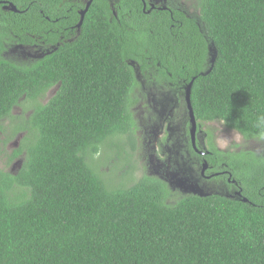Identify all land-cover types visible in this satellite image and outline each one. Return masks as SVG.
Masks as SVG:
<instances>
[{"label":"trees","instance_id":"obj_1","mask_svg":"<svg viewBox=\"0 0 264 264\" xmlns=\"http://www.w3.org/2000/svg\"><path fill=\"white\" fill-rule=\"evenodd\" d=\"M195 1L198 18H171L118 0L116 19L93 0L77 28L78 0H0V124L25 133L11 155L20 168L0 169V264H264V189H243L246 203L187 194L170 205L161 181L111 186L95 160L102 147L119 159L134 134L131 61L193 80L198 122L264 141V0ZM5 37L52 49L14 63ZM21 101L28 116L12 113Z\"/></svg>","mask_w":264,"mask_h":264},{"label":"flooded vegetation","instance_id":"obj_2","mask_svg":"<svg viewBox=\"0 0 264 264\" xmlns=\"http://www.w3.org/2000/svg\"><path fill=\"white\" fill-rule=\"evenodd\" d=\"M78 1L85 8L87 0ZM139 1L146 14L160 11L168 13L171 18L174 14L189 18L199 16L195 0ZM107 2L112 15L117 19L114 8L118 0H107ZM81 10H77L79 14ZM4 40V50L1 56L14 63L18 61L36 62L49 54L52 49V46H45L43 42L24 44L15 38L8 37ZM146 63L148 64L143 70H140V66L134 62L130 63L135 74V86L131 94L133 118L134 108L145 103L148 109L149 133H154L156 130L150 159L146 165L148 173L146 172L147 174L143 176L161 181L166 189H171L172 194L180 193L182 196L187 194L200 197L218 195L230 200H243V189H264V174L261 178L262 186L253 184L255 181L252 183L254 173L264 172V151L258 154L251 148L242 150L240 143L231 141L226 142L224 148L220 149L218 131L214 128H204L206 124H221L216 121L198 122L196 120V128L192 133L185 102V80L179 76L172 80V74L162 75L155 71L151 61L147 60ZM163 134H166L165 139H163ZM242 140L244 144L249 139L242 137ZM169 146L170 149H168ZM209 147L224 154H214ZM241 151L248 153L242 155ZM227 153H232V155H225ZM245 172H251V184ZM143 176L135 181V169L132 168L119 179L130 185ZM125 184L118 185L125 186ZM172 196L170 194V197Z\"/></svg>","mask_w":264,"mask_h":264},{"label":"rangeland","instance_id":"obj_3","mask_svg":"<svg viewBox=\"0 0 264 264\" xmlns=\"http://www.w3.org/2000/svg\"><path fill=\"white\" fill-rule=\"evenodd\" d=\"M25 62L26 61H18V63ZM152 90L154 91V89ZM52 94L53 91L48 94V98L51 97ZM30 105L31 104L21 101L20 104L14 108L12 113L15 116H28L31 112ZM146 106L147 105L143 103L140 106L134 108V120L136 126L135 130H137L136 134H133L131 140L127 141L124 139V141L121 140V142L119 143L121 149L123 150V153L121 152L122 156L118 157L119 159H117V157H115L116 153L118 152L117 149H113L112 151H110L102 147L99 155L95 157L98 169L104 174V178L111 186H117L120 183L125 184V181L120 180L119 177L125 172L132 170V168L135 169V181L140 176H143L146 172L148 173L146 165L148 163V160L150 159L156 130L154 133H149V125L147 122L148 109ZM0 125V169L8 171L10 173H14L20 168L22 159L19 156L14 160L13 156L11 157V155L15 150L19 149V146L24 139L25 133H15L13 131L15 123H12L10 120H6L5 123H1ZM204 128H214L218 131L217 137L219 138L220 149L224 148L226 142L231 141L240 143L241 148H243L242 150L251 148V150L255 151L258 154H262L264 151V141L249 139L246 143L242 144V137L234 131L227 130L222 124H206L204 125ZM165 137L166 134H163V139H165ZM170 148L171 147L169 146L168 149ZM117 155L119 154L117 153ZM132 184H125V186H131ZM169 190V195L171 194L173 196L168 198L167 203L171 205L175 203L179 198H181L182 194H172L171 189Z\"/></svg>","mask_w":264,"mask_h":264},{"label":"water","instance_id":"obj_4","mask_svg":"<svg viewBox=\"0 0 264 264\" xmlns=\"http://www.w3.org/2000/svg\"><path fill=\"white\" fill-rule=\"evenodd\" d=\"M92 1L93 0H87L85 8L80 11V20H79V23L77 24L78 28L81 26L83 18H84V15H85L86 11L88 10V7L90 6ZM2 9L5 10V11L18 12L17 8L12 3L4 4L2 6ZM209 51L211 52L210 48H209ZM210 63H211V65H213L214 57H211ZM192 83H193V80L190 81L185 87V102H186V108H187L188 115H189V120H190V123H191V126H192V133H193V131L196 128V120H195V117H194V114H193V109H192V106H191V103H190V90H191ZM242 201L246 203L247 199L244 198Z\"/></svg>","mask_w":264,"mask_h":264},{"label":"clouds","instance_id":"obj_5","mask_svg":"<svg viewBox=\"0 0 264 264\" xmlns=\"http://www.w3.org/2000/svg\"><path fill=\"white\" fill-rule=\"evenodd\" d=\"M262 119H264V118H262Z\"/></svg>","mask_w":264,"mask_h":264}]
</instances>
